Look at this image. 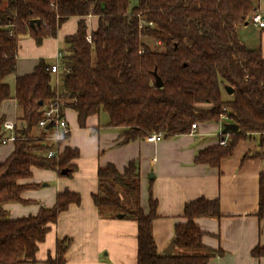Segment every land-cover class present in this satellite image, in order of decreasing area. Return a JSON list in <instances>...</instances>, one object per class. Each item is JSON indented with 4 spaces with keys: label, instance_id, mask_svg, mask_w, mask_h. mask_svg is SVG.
<instances>
[{
    "label": "trees",
    "instance_id": "obj_1",
    "mask_svg": "<svg viewBox=\"0 0 264 264\" xmlns=\"http://www.w3.org/2000/svg\"><path fill=\"white\" fill-rule=\"evenodd\" d=\"M130 3L0 0V108L14 97L22 112V126L15 128V149L0 164V264L35 263L39 245L61 214L81 203L79 194L64 190L53 207H43L34 216L12 219L4 208L7 203L24 202L22 194L35 185L23 181L32 177L34 168L62 176L77 170L73 162L80 156L78 149L67 147L48 158L55 148L45 141L49 132L33 136L51 101L60 100L76 111L80 128H86L90 117L106 113L108 126L123 129L122 144L152 135L189 134L193 124L219 123L226 116L239 126L238 132L229 133L226 146L207 148L195 159L196 164L210 167H219L241 140L260 135L264 141V55L261 49L250 48L241 35L259 9L257 0H139L132 10ZM91 17L98 18V26L89 34ZM72 18L79 20L78 30L65 38L60 83H53L52 65L41 60L32 74L16 78L12 96L7 79L16 74L20 38L29 35L41 45L47 38H56ZM32 20L40 24L32 26ZM155 73L163 81L162 88L156 86ZM227 86L234 89L232 95ZM4 122L0 117V141ZM93 200L99 210L138 223L137 264H208L211 256L223 254L158 251L153 234L158 203L150 195L149 212L142 209L137 161L123 172L112 164L101 167ZM257 216L264 220V173ZM201 217L221 218L219 200L200 198L186 204L187 222L175 226L178 250H205L204 233L195 223ZM71 244L70 238L58 241L56 258H50L49 264H65ZM252 255L264 257V247L257 246Z\"/></svg>",
    "mask_w": 264,
    "mask_h": 264
},
{
    "label": "crops",
    "instance_id": "obj_2",
    "mask_svg": "<svg viewBox=\"0 0 264 264\" xmlns=\"http://www.w3.org/2000/svg\"><path fill=\"white\" fill-rule=\"evenodd\" d=\"M78 21L72 18L62 26L56 38H47L41 45L29 35L20 38L16 74L7 79L12 96L17 77L32 74L41 60L51 65L61 61L60 55L66 51L65 38L77 33ZM97 26V17L88 19L89 34ZM250 27L246 24L241 35ZM263 32L260 31L261 36ZM243 39L250 48H257L253 40ZM263 41L261 38L259 49L264 55ZM65 115L71 133L62 150L67 147L78 149L80 156L73 162L77 166L76 172L62 176L54 170L34 168L32 177L23 181L35 185L22 194L24 202L7 203L4 208L12 219L34 216L43 207H53L58 194L64 190L79 194L81 203L72 205L61 214L39 245L36 262L25 264H49L50 258H56L57 242L64 238L72 239L64 256L65 264H137L138 223L99 210L93 200L98 192V170L101 167L112 164L123 172L133 161L139 165L142 209L149 212L150 195L158 203L153 234L160 253L165 254L174 241L175 226L187 222L184 218L186 204L204 198L219 200L222 214L219 219H195L204 233L205 250L182 251L175 245L172 254L223 252L211 256L208 264H264V257L252 255L254 248L264 247V220L260 221L257 216L260 175L264 173V141L260 135L241 140L232 155L216 168L196 164L195 159L201 151L220 145L224 138L223 125L227 122H199L189 134L159 140H151L149 136L122 144L123 129L108 126V118L92 116L86 128H80L76 111L66 108ZM0 117L22 126V112L14 97L3 102ZM41 133L35 130L33 136L37 138ZM11 134L7 132L5 136ZM14 149V142L0 145V164L11 156Z\"/></svg>",
    "mask_w": 264,
    "mask_h": 264
},
{
    "label": "built area",
    "instance_id": "obj_3",
    "mask_svg": "<svg viewBox=\"0 0 264 264\" xmlns=\"http://www.w3.org/2000/svg\"><path fill=\"white\" fill-rule=\"evenodd\" d=\"M249 24L256 28L259 31L264 30V13L258 9L250 18ZM88 41H91V37L88 36ZM63 55H60L62 59ZM62 71L61 61L51 66V72L53 75H56L57 78ZM66 108L60 100L51 101L43 110V119L40 121L37 126V130L42 133L49 132V135L45 139L50 144H53L55 148L49 151L48 158L56 157L64 152L62 146L64 142L69 138L71 129L66 119L65 115ZM227 118V117H226ZM228 119V118H227ZM50 128L48 129V126ZM224 126V125H223ZM16 125L13 122L5 121L2 126V133L4 137L1 139L0 144L5 145L9 142H15L17 136L15 134ZM197 128V123L192 125V130ZM11 132V136L6 137L5 134ZM163 137L162 135H152L150 136L151 140H159ZM230 138L229 133H224V138L220 141V145L226 146Z\"/></svg>",
    "mask_w": 264,
    "mask_h": 264
},
{
    "label": "rangeland",
    "instance_id": "obj_4",
    "mask_svg": "<svg viewBox=\"0 0 264 264\" xmlns=\"http://www.w3.org/2000/svg\"><path fill=\"white\" fill-rule=\"evenodd\" d=\"M138 4H139V0H131L130 9L132 10L133 8L137 7ZM257 5L259 6L260 11L264 13V0H257ZM242 36L245 37V39L247 38L249 40H253V42L256 45L255 47H257L259 49L260 48L259 45L261 44V38H264V32H263V34L261 36L260 31L251 26L247 30V32H244L242 34ZM154 48H156V46H154ZM53 83L54 84H59L60 83V77L58 76V78H55V79L53 78ZM100 116H102V118H104V117L108 118V115L106 113H101ZM220 122H223V123L227 122L228 123V119L226 118V116H221V121Z\"/></svg>",
    "mask_w": 264,
    "mask_h": 264
},
{
    "label": "water",
    "instance_id": "obj_5",
    "mask_svg": "<svg viewBox=\"0 0 264 264\" xmlns=\"http://www.w3.org/2000/svg\"><path fill=\"white\" fill-rule=\"evenodd\" d=\"M31 24H32V26L39 25L40 24V21L39 20H32L31 21ZM155 83H156V86L158 88H162L163 85H164L161 77L158 74H156V73H155ZM225 90L228 93V95H232L234 93V89L231 88V87H229V86H227ZM40 105L43 106V102H40ZM49 128H50V125L48 126V129ZM238 130H239V126L237 124H233V123H226V124H224V130H223L224 133H230V132L236 133V132H238ZM62 173L63 174H66L67 173V170H64ZM153 178L154 177H152V179ZM118 217L119 218H123V215H119ZM174 247H175V242L173 241L169 245V247L164 251V253L166 255H171L172 252H173V250H174Z\"/></svg>",
    "mask_w": 264,
    "mask_h": 264
}]
</instances>
